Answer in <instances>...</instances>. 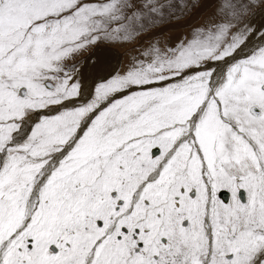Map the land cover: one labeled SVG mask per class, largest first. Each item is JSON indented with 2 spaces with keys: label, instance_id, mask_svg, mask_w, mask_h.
Returning <instances> with one entry per match:
<instances>
[{
  "label": "snow or ice",
  "instance_id": "snow-or-ice-1",
  "mask_svg": "<svg viewBox=\"0 0 264 264\" xmlns=\"http://www.w3.org/2000/svg\"><path fill=\"white\" fill-rule=\"evenodd\" d=\"M0 264H264V0H0Z\"/></svg>",
  "mask_w": 264,
  "mask_h": 264
},
{
  "label": "rangeland",
  "instance_id": "rangeland-1",
  "mask_svg": "<svg viewBox=\"0 0 264 264\" xmlns=\"http://www.w3.org/2000/svg\"><path fill=\"white\" fill-rule=\"evenodd\" d=\"M209 11L210 10H207V9L204 10L203 12H202V9L194 10L195 14H197V12H198V18L196 19V21H193V23H197V24H198V22L201 23L202 20H203V17L205 15H207ZM190 19H193V17L186 18L184 20H180V21H177V22L171 24L168 27L167 32L165 33V35L167 37H170L171 39H175V38L179 37L180 35H183V34L187 33L189 31V26L190 25H194L193 23H191V24L188 23ZM186 23H188L187 26H185ZM177 25H178V27H177ZM85 55H87V53H85ZM107 58L109 59V61L112 64L117 65L118 67H123L124 65L127 64V61H128V56L126 54H124V49H122V48L121 49H117L116 52L108 53L107 54ZM79 59L81 60V63H82L83 60H84V57L82 56ZM154 150H158V149H154ZM158 154H159V150H158Z\"/></svg>",
  "mask_w": 264,
  "mask_h": 264
},
{
  "label": "crops",
  "instance_id": "crops-1",
  "mask_svg": "<svg viewBox=\"0 0 264 264\" xmlns=\"http://www.w3.org/2000/svg\"><path fill=\"white\" fill-rule=\"evenodd\" d=\"M206 9H207V10H210V9H208V8H204V10H206ZM204 10L202 9V12H203ZM205 16H206V15H205ZM205 16H204V17H205ZM192 17H193V19H190V20H189V22H188L189 24H191L192 21H194L195 19L198 18V12H197V14H194ZM204 17H203V18H204ZM188 23H186L185 26H187ZM177 27H178V25H177ZM179 31H180V30H179ZM179 31H178V32H179ZM180 33H181V32H180ZM180 36H181V35H180Z\"/></svg>",
  "mask_w": 264,
  "mask_h": 264
},
{
  "label": "water",
  "instance_id": "water-1",
  "mask_svg": "<svg viewBox=\"0 0 264 264\" xmlns=\"http://www.w3.org/2000/svg\"><path fill=\"white\" fill-rule=\"evenodd\" d=\"M221 198L224 200V201H227V198H228V194L226 192L224 193H221ZM244 200V197H243V194H242V201Z\"/></svg>",
  "mask_w": 264,
  "mask_h": 264
},
{
  "label": "bare ground",
  "instance_id": "bare-ground-1",
  "mask_svg": "<svg viewBox=\"0 0 264 264\" xmlns=\"http://www.w3.org/2000/svg\"><path fill=\"white\" fill-rule=\"evenodd\" d=\"M200 19V18H199ZM194 21H196V19L194 20ZM191 23H193V21L191 22ZM200 22H198V24H199ZM194 25H196L197 23H193ZM158 154V150H154L153 151V155L155 156V155H157ZM227 200H228V198H227ZM225 202H227V201H225ZM243 202V201H242Z\"/></svg>",
  "mask_w": 264,
  "mask_h": 264
}]
</instances>
